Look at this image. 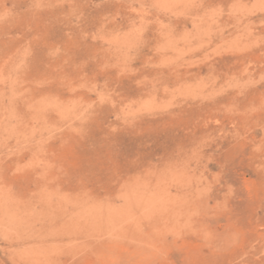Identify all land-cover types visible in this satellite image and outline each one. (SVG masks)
I'll return each mask as SVG.
<instances>
[{
	"label": "rangeland",
	"instance_id": "obj_1",
	"mask_svg": "<svg viewBox=\"0 0 264 264\" xmlns=\"http://www.w3.org/2000/svg\"><path fill=\"white\" fill-rule=\"evenodd\" d=\"M0 264H264V0H0Z\"/></svg>",
	"mask_w": 264,
	"mask_h": 264
}]
</instances>
